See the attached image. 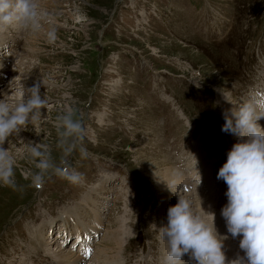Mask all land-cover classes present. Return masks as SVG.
Here are the masks:
<instances>
[{
    "label": "rangeland",
    "instance_id": "1",
    "mask_svg": "<svg viewBox=\"0 0 264 264\" xmlns=\"http://www.w3.org/2000/svg\"><path fill=\"white\" fill-rule=\"evenodd\" d=\"M37 3L44 15L35 29L0 32V100L14 104L22 88L27 95L39 85L46 101L39 119L0 144L13 159L16 185H0V264H64L48 252L58 250L78 264H161L167 242L156 228L186 193L202 207L193 212L205 221L213 213L218 233L227 235L226 261L243 256L240 237L226 233L220 215L227 185L216 173L236 137L221 131L219 94L239 103L250 89L264 90V0ZM68 110L85 135L64 157L55 124ZM40 145L81 181L49 169L33 184L39 169L30 149ZM146 161L179 174L171 202L142 167ZM76 223L95 231H80L76 240ZM111 231L120 238L117 261L106 260Z\"/></svg>",
    "mask_w": 264,
    "mask_h": 264
},
{
    "label": "clouds",
    "instance_id": "2",
    "mask_svg": "<svg viewBox=\"0 0 264 264\" xmlns=\"http://www.w3.org/2000/svg\"><path fill=\"white\" fill-rule=\"evenodd\" d=\"M44 15L37 0H0V32L10 29H35L39 18ZM47 31L48 42L56 39L54 22ZM222 98L232 107L222 111L224 123L221 131L236 137L226 153V160L219 167L216 178L227 185V202L220 215L225 221L226 233L232 238L239 236L238 247L243 256L227 260L224 252L226 234H219L214 225V214L205 221L192 210L191 201L178 197L177 202L166 211V224L156 228L161 239L167 242V250L161 264H184L181 259L187 254L195 264H264V128L258 123L264 118V90L250 89L247 98L236 103L222 93ZM46 103L34 85L25 95L22 88L19 99L14 104L0 100V144L6 138L16 136L21 130L41 117V108ZM59 139L58 147L67 157L83 141L85 129L72 110L56 118L55 124ZM81 157L88 155L80 144ZM39 171L31 177L32 183H43L49 169L68 180L79 183L82 174L70 169L66 160L61 165L53 164L47 146H33L30 149ZM13 159L0 148V185L15 187ZM200 178V177H199ZM200 183V179H199Z\"/></svg>",
    "mask_w": 264,
    "mask_h": 264
},
{
    "label": "bare ground",
    "instance_id": "3",
    "mask_svg": "<svg viewBox=\"0 0 264 264\" xmlns=\"http://www.w3.org/2000/svg\"><path fill=\"white\" fill-rule=\"evenodd\" d=\"M4 62V61H3ZM3 62L1 64H3ZM1 69V68H0ZM0 92H2V90H0ZM222 93L227 97L229 98L230 100H232L234 102V100L228 95H226L224 92H220L219 96H220V100H221V103H222V106L225 109H228L230 107H232V105H230L228 102H226L223 98H222ZM218 96V97H219ZM258 123L261 125L262 128H264V118H261ZM142 167L146 170V172H150L155 179H157L158 181V184L160 185V187L162 188V192H163V195H164V201L165 203H169L171 202L172 199H174L175 196H172V192H173V188H174V185L178 184L180 182V176L179 174H176L177 171H174L173 169H171L169 166H161V165H157L155 164L154 162H151V161H146ZM150 174V175H151ZM208 175V174H207ZM154 179V180H155ZM186 179V178H185ZM155 181V182H157ZM188 184V182H187ZM190 195V192L188 193ZM187 193L183 195L184 198H186L187 196ZM188 195V196H189ZM178 199V198H177ZM177 199L175 201V203L177 202ZM190 200V199H189ZM86 201V200H84ZM192 204V202H191ZM196 204V203H195ZM199 205V204H198ZM202 205V203H201ZM200 207V206H199ZM202 209L201 208H197V207H194V205L192 204V210L194 209ZM85 211V210H84ZM200 211V210H199ZM195 212V210H194ZM70 215H66V216H62L63 218H69ZM95 216V215H94ZM208 218V217H207ZM206 220H210V219H207ZM66 222V221H65ZM76 225V234H77V237H79L80 235V231H83V233H85V235L87 236L88 235V231H95L94 229L92 230H88V231H85V229L87 228H82L80 225H77V223L75 224ZM91 225V224H90ZM100 225L97 223V226ZM93 227V225H91ZM95 227V226H94ZM82 228V229H81ZM49 235L51 236L52 233H50L48 231ZM106 236V234H105ZM42 238H38V242L39 244L42 243ZM108 239H109V242H113V246H108L106 248V260L107 261H117L118 259V255H117V251H116V247H115V243L116 241H118L120 238H119V235L116 231H111L109 234H108ZM103 241V239H101L99 242H98V245L100 244V242ZM167 243H165L164 245H166ZM45 245V244H44ZM97 245V246H98ZM40 246H43V245H40ZM50 248V247H49ZM88 248V247H87ZM86 248V250H87ZM85 250V251H86ZM56 251V250H55ZM54 258H56L57 260V263L60 261L58 259V257L60 256L62 258V262L64 264H78V258L77 257H74L73 254H69V253H66V252H63L61 250H58L54 253V251L50 252L48 251ZM225 255H229L228 253H225ZM181 259L185 262V261H188L189 259V256L187 254H185L184 256L181 257ZM195 262V261H193ZM186 263V262H185ZM184 263V264H185ZM192 264H195V263H192Z\"/></svg>",
    "mask_w": 264,
    "mask_h": 264
}]
</instances>
